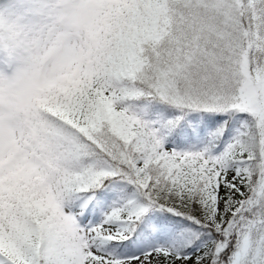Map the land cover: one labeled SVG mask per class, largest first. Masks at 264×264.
Listing matches in <instances>:
<instances>
[{"label": "snow or ice", "instance_id": "snow-or-ice-1", "mask_svg": "<svg viewBox=\"0 0 264 264\" xmlns=\"http://www.w3.org/2000/svg\"><path fill=\"white\" fill-rule=\"evenodd\" d=\"M0 264H264V0H0Z\"/></svg>", "mask_w": 264, "mask_h": 264}]
</instances>
